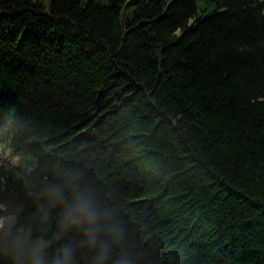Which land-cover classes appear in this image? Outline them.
Segmentation results:
<instances>
[{"label": "trees", "instance_id": "obj_1", "mask_svg": "<svg viewBox=\"0 0 264 264\" xmlns=\"http://www.w3.org/2000/svg\"><path fill=\"white\" fill-rule=\"evenodd\" d=\"M2 118L26 213L71 163L146 264H264V0H0Z\"/></svg>", "mask_w": 264, "mask_h": 264}, {"label": "clouds", "instance_id": "obj_2", "mask_svg": "<svg viewBox=\"0 0 264 264\" xmlns=\"http://www.w3.org/2000/svg\"><path fill=\"white\" fill-rule=\"evenodd\" d=\"M27 202L0 196V264H146L139 227L121 205L65 164Z\"/></svg>", "mask_w": 264, "mask_h": 264}, {"label": "water", "instance_id": "obj_3", "mask_svg": "<svg viewBox=\"0 0 264 264\" xmlns=\"http://www.w3.org/2000/svg\"><path fill=\"white\" fill-rule=\"evenodd\" d=\"M136 1V0H135Z\"/></svg>", "mask_w": 264, "mask_h": 264}]
</instances>
